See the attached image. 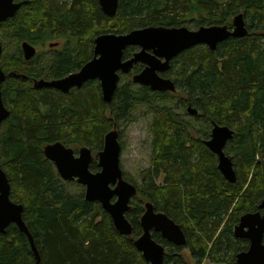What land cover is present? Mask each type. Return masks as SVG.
Instances as JSON below:
<instances>
[{"label":"trees","instance_id":"1","mask_svg":"<svg viewBox=\"0 0 264 264\" xmlns=\"http://www.w3.org/2000/svg\"><path fill=\"white\" fill-rule=\"evenodd\" d=\"M18 1L14 16L0 24L1 97L9 110L0 126V164L11 184L10 199L23 205L39 264H149L133 244L141 234L146 201L186 236V244L177 246L152 233L165 248L163 264H190L180 255L184 248L196 264L205 258L236 264V253L249 242L233 236L234 226L242 214L258 211L264 197V0H118L112 17L97 0ZM238 13L246 36L228 37L214 49L195 45L171 60L163 76L174 81L175 92L135 84L131 74L121 76L109 103L95 79L67 94L33 86L35 78H59L80 69L91 59L98 34L146 26H231ZM54 39L58 46L49 58L39 52L23 58L22 41L41 45ZM135 50L127 47L123 57ZM141 69L137 64L132 73ZM189 105L196 115L187 113ZM137 109L152 114L151 165L141 172L130 201L126 217L133 229L125 236L100 203L69 191L70 181L59 177L43 147L61 141L73 149L87 146L95 156L113 123L132 118ZM213 122L234 130L225 146L234 163V183L224 179L216 156L204 145ZM90 169H98L95 161ZM0 264H37L27 236L15 224L0 233Z\"/></svg>","mask_w":264,"mask_h":264},{"label":"water","instance_id":"2","mask_svg":"<svg viewBox=\"0 0 264 264\" xmlns=\"http://www.w3.org/2000/svg\"><path fill=\"white\" fill-rule=\"evenodd\" d=\"M97 3L106 16L115 15L118 0H97ZM21 4L22 1L17 0H0V24L14 16ZM247 34L248 29L242 13L233 16L231 26L211 24L195 29H189L185 25L146 26L125 33H102L93 40V57L79 70L57 79H33V86L54 88L66 94L74 88H80L85 82L96 79L102 100L109 103L117 88L119 73H129L134 65L142 64L143 69L132 76L135 84L147 86L153 91L175 92L174 81L160 73L169 69L171 60L176 55L199 44L214 49L228 37L241 38ZM56 45L57 43H49V47ZM129 46H137L139 49L131 57L123 59V51ZM20 47L25 60L35 56L36 49L31 43L22 41ZM1 54L0 39V56ZM10 75L25 78L24 75L13 72ZM4 79L5 73L0 66V126L9 115L1 97V84ZM187 112L193 116L198 110L189 105ZM233 134L232 128L213 122L210 136L204 140V145L217 158V169L230 183L236 181V172L232 158L225 152V146ZM120 152L121 145L115 124L104 136L103 147L97 153L99 169L95 172L89 169L92 153L86 146L79 148L77 156L71 147L61 141L47 143L43 147L45 157L53 162L59 177L64 181H76L83 185L85 200L100 203L110 216L116 231L129 236L133 228L126 212L131 208L130 201L137 194V189L123 178ZM10 191L11 184L0 164V233L8 225L15 224L27 236L36 263L39 264V254L32 235L22 219L23 205L10 199ZM139 223L141 234L133 240V244L149 264H163L165 256V248L153 239L152 232L159 233L162 238L177 246L186 244V236L181 226L164 212L156 211L150 201L144 203ZM233 236L249 242L246 250L236 253V264H264V197L258 211L240 216L234 226Z\"/></svg>","mask_w":264,"mask_h":264},{"label":"rangeland","instance_id":"3","mask_svg":"<svg viewBox=\"0 0 264 264\" xmlns=\"http://www.w3.org/2000/svg\"><path fill=\"white\" fill-rule=\"evenodd\" d=\"M189 29H195L188 25H185ZM55 42L54 40H48L41 45H34L37 52L41 53L45 58H49L55 48L49 47V43ZM61 42V41H60ZM2 43V42H1ZM62 43V42H61ZM58 48H61V44ZM4 45V43H3ZM3 53V51H2ZM124 82V81H123ZM152 119L151 113H146L137 109L132 118L127 120L114 122L118 131V140L121 145L120 152V165L123 173V177L130 183L135 184L138 187L141 183V172L151 165L150 153H151V139L152 133L150 131V122ZM113 125L109 130L113 128ZM77 155L78 149H74ZM230 155V154H228ZM163 175H160L157 179V183L161 184ZM69 191L72 193L84 194V187L76 183V181H70ZM131 205V204H130ZM132 207V206H131ZM180 255L185 258L190 264H196L195 259L191 256L188 248H184ZM200 264H219L215 263L208 258L203 259Z\"/></svg>","mask_w":264,"mask_h":264},{"label":"flooded vegetation","instance_id":"4","mask_svg":"<svg viewBox=\"0 0 264 264\" xmlns=\"http://www.w3.org/2000/svg\"><path fill=\"white\" fill-rule=\"evenodd\" d=\"M17 1H18V0H17ZM101 34H102V33H101ZM95 37H96V36H95ZM93 40H94V39H93ZM51 43H53V42H51ZM55 43H56V42H55ZM48 45H49V44H48ZM33 46H34V45H33ZM57 46H58V43H57L56 46H52V47L54 48V47H57ZM34 47H35V46H34ZM129 47H130V46H129ZM133 47H136V50H135L134 52H136V51L139 49L137 46H133ZM93 48H94V43H93ZM35 49H36V47H35ZM134 52H133V53H134ZM36 53H37V50H36ZM123 53H124V51H123ZM133 53H132V54H133ZM132 54H131L129 57H131ZM92 57H93V54H92ZM92 57H91V58H92ZM129 57H127V58H129ZM127 58H124V57H123V59H127ZM88 61H89V60H88ZM136 65H137V64H136ZM141 65H142V64H141ZM82 66H83V65H82ZM134 66H135V65H134ZM134 66L132 67L131 72H129V73H119V81H120V78H121L122 75H128V74H131V80H132V76H133L134 74L138 73V72H136V73H132ZM143 67H144V65H142V69H143ZM142 69H141V70H142ZM78 70H79V69H78ZM141 70H140V71H141ZM76 71H77V70H76ZM140 71H139V72H140ZM74 72H75V71H74ZM166 72H167V71H166ZM166 72H164V73H160V75L163 76ZM70 73H72V72H70ZM68 74H69V73H68ZM66 75H67V74H66ZM64 76H65V75H64ZM64 76H62V77H64ZM164 77H165V76H164ZM59 78H61V77H59ZM35 79H36V78H35ZM38 79H40V78H38ZM43 79H45V78H43ZM51 79H57V78H51ZM170 79H171V78H170ZM95 80H96V79H95ZM97 81H98V80H97ZM119 81H118V83H119ZM132 82H133V80H132ZM133 83H134V82H133ZM74 89H76V88H74ZM70 91H71V90H70ZM70 91H69V92H70ZM69 92H68V93H69ZM66 94H67V93H66ZM186 110H187V108H186ZM187 113H188V112H187ZM62 143H63V142H62ZM65 145H66V144H65ZM66 146H67V145H66ZM68 147H69V146H68ZM82 147H83V146H82ZM86 147H87V146H86ZM102 147H103V146H102ZM71 148H72V147H71ZM80 148H81V147H80ZM88 148H89V147H88ZM72 149H73V148H72ZM73 150H74V149H73ZM78 150H79V149H78ZM99 151H100V150H99ZM91 152H92V151H91ZM97 153H98V152H97ZM43 154H44V153H43ZM74 154H75V150H74ZM75 155H76V154H75ZM77 155H78V151H77ZM77 155H76V156H77ZM96 155H97V154H96ZM96 155L94 156L93 153H92V161H91V163H92L93 161H95V162L97 163V158H96L97 156H96ZM44 156H45V155H44ZM45 158H46V157H45ZM46 159H47V158H46ZM49 161H50V160H49ZM91 163L89 164V169H90V165H91ZM97 166H98V165H97ZM120 167H121V165H120ZM98 169H99V167H98ZM98 169H97V170H98ZM90 170H91V169H90ZM97 170H96V171H97ZM121 170H122V169H121ZM91 171H92V170H91ZM93 172H95V171H93ZM123 178H124V177H123ZM124 179H125V178H124ZM125 180H126V179H125ZM134 185H135V184H134ZM136 189H137V187H136ZM136 195H137V194H136ZM136 195H135V196H136ZM135 196H134V197H135ZM132 198H133V197H132ZM146 202H147V201H146ZM144 203H145V202H144ZM152 233H153V232H152Z\"/></svg>","mask_w":264,"mask_h":264},{"label":"bare ground","instance_id":"5","mask_svg":"<svg viewBox=\"0 0 264 264\" xmlns=\"http://www.w3.org/2000/svg\"><path fill=\"white\" fill-rule=\"evenodd\" d=\"M98 5V4H97ZM232 21V20H231ZM93 52V51H92ZM84 65V64H83ZM131 72V71H130ZM100 87V86H99ZM101 93V92H100ZM211 131V130H210ZM92 153V152H91ZM97 156V155H96ZM97 158V157H96ZM53 163V162H52ZM54 165V164H53ZM55 167V166H54ZM56 169V168H55ZM219 171V170H218ZM57 172V171H56ZM93 172V171H92ZM83 186V185H82ZM84 187V186H83ZM166 240V239H165Z\"/></svg>","mask_w":264,"mask_h":264}]
</instances>
